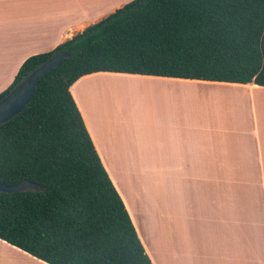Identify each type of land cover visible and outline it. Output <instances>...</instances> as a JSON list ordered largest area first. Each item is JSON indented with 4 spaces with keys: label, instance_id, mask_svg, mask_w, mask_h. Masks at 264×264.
I'll return each instance as SVG.
<instances>
[{
    "label": "trees",
    "instance_id": "1",
    "mask_svg": "<svg viewBox=\"0 0 264 264\" xmlns=\"http://www.w3.org/2000/svg\"><path fill=\"white\" fill-rule=\"evenodd\" d=\"M65 52L0 126V240L47 264H153L72 95L96 73L264 87V0H134L29 57L0 100Z\"/></svg>",
    "mask_w": 264,
    "mask_h": 264
},
{
    "label": "crops",
    "instance_id": "2",
    "mask_svg": "<svg viewBox=\"0 0 264 264\" xmlns=\"http://www.w3.org/2000/svg\"><path fill=\"white\" fill-rule=\"evenodd\" d=\"M132 1L0 0V93L29 57L51 52ZM120 81L129 82L128 90L121 91ZM93 82L101 85L90 86ZM224 91L248 99L255 115L248 140L233 138L230 122L201 111V96L228 94ZM71 92L153 264H264V87L96 73L77 81ZM118 93L148 101L126 119ZM86 98L94 100V108ZM136 173L144 183L134 180ZM152 174L160 180L161 193L171 189L177 214L166 202L159 215L152 207ZM172 213L174 233L166 222ZM148 217L160 222L159 232ZM221 238L223 247L212 241ZM216 246L221 262L205 261ZM0 264L47 263L0 240Z\"/></svg>",
    "mask_w": 264,
    "mask_h": 264
},
{
    "label": "rangeland",
    "instance_id": "3",
    "mask_svg": "<svg viewBox=\"0 0 264 264\" xmlns=\"http://www.w3.org/2000/svg\"><path fill=\"white\" fill-rule=\"evenodd\" d=\"M121 84L126 85L127 87H129L130 85L127 84L129 83L127 82H123L120 81ZM95 85H101V84H97L94 83L91 84L90 86H95ZM224 86H227L228 84H222ZM84 86V85H83ZM124 86V88L122 89V91L124 90H128V88ZM203 91H208V89H202ZM206 91V92H207ZM217 91V90H215ZM120 94V93H118ZM232 97V96H231ZM227 94H224V96H213L212 98H208V99H203L204 96H201L200 99V106H201V111H204L203 115H206L208 117H216V118H224L225 119V123L227 124V122H230V129H231V133L233 135V138H241V139H245L248 140V138L251 136V131H250V124L252 121V126H253V120H254V116L252 117V114L250 113L246 103H247V97L244 96L242 97L243 100H241L240 102L237 103L236 106L234 107H230L229 104L232 106L231 103L228 104V101L231 100L229 98ZM115 99L119 102H122L123 105L125 106L123 109V117L126 119H131V111L132 109L137 111V109L140 107V105L144 106L145 102H147L148 100L145 97H136V95L134 97L130 96V95H126V94H120V95H116ZM92 100V101H91ZM225 100V101H224ZM87 101V106L94 108V100L92 98H86ZM131 109L130 111H126V108ZM136 107V108H135ZM223 111V112H222ZM134 114H136V112H134ZM159 114V113H158ZM159 116V115H158ZM260 116H261V111H260ZM260 116H259V121H260ZM146 118V115L144 113H141L140 115V119L143 120ZM260 123H262V121H260ZM227 129H229L227 127ZM225 130V128H224ZM226 131V130H225ZM237 152H239V149L237 150ZM240 154V153H235ZM241 156V155H240ZM234 161V160H233ZM139 174V173H138ZM136 173L133 175L134 180L140 181L141 183H144V177L140 178V176ZM152 186L149 187L148 189V196L150 198V200H153V202L151 203L152 207H154L157 212L158 215L160 214V205H164V202L167 203L169 208H172V206L174 207L175 213L177 214L178 209L175 208V204L174 202L171 200L172 197L170 196L171 194V189L166 192H160V180L154 177V174H152ZM124 179V178H123ZM129 182L127 176L125 177L124 183L127 184ZM177 184H174L173 189L175 190V186ZM151 188V190H150ZM169 187H167L166 189H168ZM177 189V188H176ZM153 194V197H152ZM256 199L259 200L258 197H256ZM173 208L171 209V211H174ZM153 216L155 217L156 215L153 214ZM175 216V217H174ZM167 217V216H166ZM169 220H166V222L169 225V231H171L174 233L175 231V219H176V215L174 213L169 214L168 215ZM150 224H153L155 226V232H159L160 230V222L157 220H154L150 217L147 218ZM135 226V225H134ZM136 228V227H135ZM179 228V225L177 226V229ZM137 230V229H136ZM140 237V236H139ZM141 239V237H140ZM214 241L215 245L218 246H225L224 242L221 238V241L218 242L216 240H212ZM155 243V247L159 252V246L161 244H159V242L156 240V242H153V244ZM164 243H162L163 245ZM211 247H213V245H210ZM159 260L162 261V255L158 254ZM203 259H206L205 261L208 262H221L220 260V256H219V252L217 250V246L212 248L210 250V253H207L205 257H203Z\"/></svg>",
    "mask_w": 264,
    "mask_h": 264
},
{
    "label": "water",
    "instance_id": "4",
    "mask_svg": "<svg viewBox=\"0 0 264 264\" xmlns=\"http://www.w3.org/2000/svg\"><path fill=\"white\" fill-rule=\"evenodd\" d=\"M69 57L70 55L65 52L57 54L38 67L23 82L18 84L9 94L2 98L0 100V126L18 116L32 100L40 79L51 70L59 67ZM35 190H38L37 186L28 180L14 186L0 184V193L13 194Z\"/></svg>",
    "mask_w": 264,
    "mask_h": 264
},
{
    "label": "bare ground",
    "instance_id": "5",
    "mask_svg": "<svg viewBox=\"0 0 264 264\" xmlns=\"http://www.w3.org/2000/svg\"><path fill=\"white\" fill-rule=\"evenodd\" d=\"M120 84H121V83H120ZM122 85H123V84H122ZM122 85H121V86H122ZM121 86H120V87H121ZM125 86H126V85H125ZM123 87H124V85H123ZM116 89H117V88H116ZM121 91H122V90H121ZM138 91H139V89H138ZM224 92H228V91H224ZM122 93H123V92H122ZM125 93H126V92H125ZM134 93H135V92H134ZM114 94H115V93H114ZM225 94H227V93H225ZM228 94L231 95V96L234 95L236 98L233 96L234 98L231 97V98H233V99H231V98H230V99L233 100L234 102H237V103L239 102V99H237V98L240 97L239 95H243L242 93L240 94V93H238V92H234V91H233V92H232V91H229ZM228 94H227V95H228ZM229 95H228V96H229ZM243 96H244V95H243ZM229 97H230V96H229ZM240 98H241V97H240ZM234 99H235V100H234ZM231 100H229V101H231ZM224 101H225V100H224ZM229 101H228V102H229ZM231 102H232V101H231ZM231 102H229V103H231ZM237 103H233V102H232L233 105H232L231 107L237 105ZM260 103H261V102H260ZM238 104H239V103H238ZM229 105H230V104H229Z\"/></svg>",
    "mask_w": 264,
    "mask_h": 264
}]
</instances>
